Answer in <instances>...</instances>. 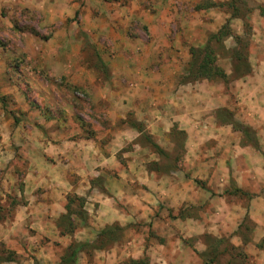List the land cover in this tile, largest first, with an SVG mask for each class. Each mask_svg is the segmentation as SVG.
Wrapping results in <instances>:
<instances>
[{
    "label": "rangeland",
    "instance_id": "1",
    "mask_svg": "<svg viewBox=\"0 0 264 264\" xmlns=\"http://www.w3.org/2000/svg\"><path fill=\"white\" fill-rule=\"evenodd\" d=\"M258 13L264 17V0H0V52L11 77L4 86L17 88L26 101L35 103L39 119L48 125L37 122L39 133L46 130L37 139L36 162L43 178L53 164L72 165L71 158H76L75 150L67 160L56 148L87 150L84 168H70V182L84 189L68 196L67 215L56 223L59 234L43 233L36 241L33 230L15 237L5 232L0 235V264H29L28 257L41 246L42 264H62L78 246L82 249L69 264H264V136L242 120V107L219 109L213 128L230 136L228 165L237 166L231 170L245 188L232 178L229 188L218 194L195 181L201 193L212 192L211 198L221 201L223 221L213 219L211 227L201 206L176 215L166 205L170 203L160 207L178 225L182 221L184 228L212 234L183 240L180 249L169 242L164 244L169 248L157 250L155 241L162 240L145 232L146 248L138 254L128 243L138 239L128 233L136 227L114 223L98 230L94 225L99 210L95 198L110 196L109 187L126 175V154L138 147L142 151L136 157H144L146 169L163 177L167 191L172 188L188 154L187 134L174 121L179 116L174 101H194L195 94L205 96L208 87L223 85L231 103H243L231 87L240 78L250 81L257 58L263 56L253 32ZM205 61L228 78L206 79L200 68ZM227 91L220 90L218 96ZM15 99L11 95L1 101L9 107L7 101ZM142 104L145 110L140 113ZM49 127L55 135H49ZM244 127L250 136L241 131ZM16 157L14 169L30 167L22 153ZM260 166L262 175H254ZM20 174L14 184L21 191L25 178ZM257 182L262 185L255 186ZM12 183L7 179L5 185L9 206L16 195ZM7 209L1 218L6 222L13 219ZM193 214L196 219L185 221ZM138 227L143 231V225ZM18 246L26 254L16 253Z\"/></svg>",
    "mask_w": 264,
    "mask_h": 264
},
{
    "label": "crops",
    "instance_id": "2",
    "mask_svg": "<svg viewBox=\"0 0 264 264\" xmlns=\"http://www.w3.org/2000/svg\"><path fill=\"white\" fill-rule=\"evenodd\" d=\"M255 20L253 32L258 36L261 43L258 46H260V49H264V17L258 13ZM257 60L258 66L253 70L254 77L250 78V81L249 79L240 78L231 87V91H235V98L242 99L243 103L236 101L231 103L228 99L229 90L227 91L223 85L221 89H219V86H215V88L208 87L205 96L198 97V93L195 94L194 101H174V111L179 114V116L174 115V121L180 123V132L184 131L187 134L188 154L185 163L179 164V173L174 174L172 188L167 191L165 185L162 184L163 177L146 169L148 163L144 157H136L140 150L142 151L141 147L133 152H128L126 154L129 158L126 161L128 163V168L125 170L126 175L122 180H115V183L109 187L110 196L95 198L99 208L94 223L95 228L99 230L114 223L119 224L121 227H136V229L133 228L134 230L131 228L128 233L138 236V239L128 243L130 246L137 248L138 254L141 253L140 250L143 251L146 248L145 232L148 235L152 233L162 240L157 239L155 241L154 247L157 250L169 248V245L164 246L169 242H173V245L175 244L174 246L180 249L183 240L189 241L195 235L200 236L199 234H205L206 232L212 234V231L207 229L199 232L196 228L194 230L184 228V222L182 223V221H179L178 225L171 220L169 214H166L168 211L165 209L160 210V207L170 203L166 205L174 208V214L176 215L183 209L189 208L188 211H192L191 209L199 210V206H201L206 211L203 218L205 221H208L209 218L211 227H213V224L215 225L214 220L219 222L226 217L223 212L224 209L219 208L221 201L216 200L218 198H211L212 192H209L210 195L205 191L201 193L195 181L206 183L209 190L216 191L218 194L229 188L232 178L238 180L236 182L238 187L242 188L244 186L239 178L233 174V170L237 166L229 167L228 165L232 151L231 147L228 146L230 136L225 133L222 135V132L218 133L217 130H214L213 124L218 121L217 111L219 109L228 108L232 110L242 107L241 114L244 115L245 113L246 116L242 120L248 121L255 130L263 132L259 135L264 136V51L263 56L257 58ZM7 79L10 80L11 77L0 52V219L2 217L6 218L4 216L6 206H8L7 211L12 210L13 214L11 221L0 220V235L10 232L15 237L19 231L33 230L37 235L36 241H38L40 234H59L56 223L59 217L64 214L67 215L68 196L72 191L76 190V193H81L84 189L83 186H74L70 182V168L71 166H77L78 170L84 168L87 150L85 148L76 149L69 147V145L56 148L57 152H60L67 160L70 159L68 155L71 150L72 152L75 150L76 158H71L72 165H67L68 163L63 161L53 164L51 171L43 178L36 162L39 152L37 139L39 136L42 137L46 130H44V133H39L37 122L39 120L40 124L47 126V128L48 125L45 121H41L42 117L39 119V111L34 108L35 103L26 101L17 88L4 86ZM220 90L223 93L227 91L228 95L223 96L222 94V97H219ZM11 95H16V99L15 101H7L10 105L7 107L5 101H1V99L4 96ZM144 110V104L138 107L140 113ZM253 114L255 119L248 118ZM136 116L138 117V114ZM51 129L49 127V130H47L49 135H55ZM179 134L182 135V133ZM160 136L162 137L163 134L158 137ZM20 152L29 159V170L26 167L25 169L21 167L19 171L14 169V166L18 163H14L17 158L16 154H21ZM24 163L25 161H23V165ZM117 169H120V167H117ZM260 169L261 166L259 171L256 170L253 174L258 175L259 173V175H262L263 169ZM19 172L25 178L23 190L21 191L18 189V185L14 184L18 180ZM77 173L80 174V172ZM253 174L250 177H253ZM7 179H10L13 182L12 185H15L13 192L16 195L10 206L7 205L5 194ZM81 180L84 182L83 177ZM248 184L250 185V183ZM261 185V182L255 183L257 187ZM23 197L26 198L25 201L21 200ZM207 204H210L209 207ZM214 207H216V210ZM218 210H220V213H218ZM196 216L197 214H193L187 217L188 220L185 221H192L194 218L196 219ZM139 225L144 226L143 231H138ZM152 242L149 249L153 247L151 246ZM15 251L18 254L25 252L20 246L15 248ZM44 256L41 246V250L34 256L35 259L33 256L31 259L28 257V262L34 264L37 260L42 264L45 262Z\"/></svg>",
    "mask_w": 264,
    "mask_h": 264
},
{
    "label": "trees",
    "instance_id": "3",
    "mask_svg": "<svg viewBox=\"0 0 264 264\" xmlns=\"http://www.w3.org/2000/svg\"><path fill=\"white\" fill-rule=\"evenodd\" d=\"M237 2V0H235V3ZM205 64L203 66H201L200 68L202 70H205V72H202L201 75L204 76L206 79H215L217 77H219L222 80H226L228 77L225 74V72L214 66L212 61H205ZM197 63L194 62V65H196ZM200 72V71H199ZM198 74V73H197ZM136 128V125H133ZM240 129V128H239ZM241 131L246 135V136H250V131L248 128L244 127L241 128ZM139 132H142V129L139 128ZM153 147L159 151L162 152L160 150V147L156 144L153 145ZM82 247L78 246V247H73L69 250V252L67 253L66 257L63 259V263L62 264H69L71 262L70 258H74L76 257V255L81 251ZM74 263V262H73ZM136 264H145L144 261H139Z\"/></svg>",
    "mask_w": 264,
    "mask_h": 264
}]
</instances>
